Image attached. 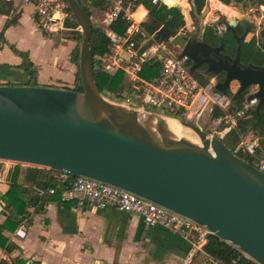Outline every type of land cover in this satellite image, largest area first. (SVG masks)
Returning a JSON list of instances; mask_svg holds the SVG:
<instances>
[{"label":"water","instance_id":"1","mask_svg":"<svg viewBox=\"0 0 264 264\" xmlns=\"http://www.w3.org/2000/svg\"><path fill=\"white\" fill-rule=\"evenodd\" d=\"M66 1L80 27L83 90L0 85V160L67 171L131 191L208 227L213 235L264 264V172L189 120L105 96L94 77L92 21L80 1ZM245 5L246 1L231 2L245 27L237 37L234 59L220 53L223 45L199 41L205 28L203 15L198 17L200 32L194 36L170 30L150 14L144 21L158 35L183 47L193 62L192 71L207 64L206 75L215 78L218 91L227 93L231 81L237 80L235 101L258 85L248 98L257 97L259 108L264 103V68L239 63L251 28L244 18ZM221 21L236 34V21L224 15L211 24ZM221 70L226 75L219 82L216 75ZM169 118L193 131L200 142L176 136ZM5 205L0 199V212Z\"/></svg>","mask_w":264,"mask_h":264},{"label":"built area","instance_id":"2","mask_svg":"<svg viewBox=\"0 0 264 264\" xmlns=\"http://www.w3.org/2000/svg\"><path fill=\"white\" fill-rule=\"evenodd\" d=\"M103 1L106 7L100 23L106 27L105 32L111 38V44L106 54L95 56L94 63L97 68L110 75L122 70L126 81L125 86L117 92L102 91L105 96L178 116L180 115L177 110H181L186 114V118L180 117L202 129H207L211 136L222 140L250 109L258 105L257 97L248 98L249 94L258 90V85L250 86L245 92L244 102L240 107H235L233 93L218 91L215 88V78L199 70L192 71L190 58L183 52L181 45L173 44L168 38L158 35L156 30L146 31L141 21L135 18L133 10L124 5L123 0ZM21 2L34 6L35 22L41 32L52 35L66 31L80 32V27L75 24L76 20L69 11L66 0H21ZM120 15L130 19L124 34H117L109 27ZM181 31L192 33L185 28L178 30ZM159 55L161 58H158ZM152 60L160 62L159 74L152 77L142 76L140 72L143 65ZM196 72L202 74L198 76ZM137 99L140 102H137ZM201 119H204L206 126L199 124ZM259 147V139L253 131L240 136L238 148L247 153L252 159L251 163L264 172V153L258 151ZM55 177L59 186L48 188V192L58 194L62 202H73L79 209L116 208L139 214L147 224L161 226L189 241L190 251L184 264H188L197 252L206 254L205 244L212 234L208 227L110 183L73 175L67 171H58ZM44 192L43 189H39L40 194ZM15 234L21 238L26 236L24 223L17 227ZM242 254L250 258L246 253L242 252ZM233 263H236V260ZM25 264H31V261L27 260Z\"/></svg>","mask_w":264,"mask_h":264},{"label":"crops","instance_id":"3","mask_svg":"<svg viewBox=\"0 0 264 264\" xmlns=\"http://www.w3.org/2000/svg\"><path fill=\"white\" fill-rule=\"evenodd\" d=\"M9 1L12 2L13 10L9 14H0V80H5L0 84H8L6 80H15L25 85V82L31 80L20 66L22 57L13 51L14 46L29 53L35 68L33 85L72 89L77 83L78 70V65L71 60L75 40L62 37L63 32L58 35L41 32L37 29L33 5L23 4L21 0ZM161 1L170 7L178 5V0ZM183 1L188 6L180 9H188L186 12L190 13V0ZM95 7L88 5L92 11ZM24 8L29 9L27 17L30 29L37 35V39L24 37L23 32L18 34L23 15L27 12ZM127 8L133 10L136 19L138 11L146 12L139 19L143 26L148 10L143 5L135 9L132 6ZM182 11L186 20V13ZM12 18H16V22L5 27ZM57 82L65 85L57 86ZM14 167L8 166L0 171V199L9 188ZM25 169L23 166L21 182ZM26 187L29 189L27 198L38 194L41 199L37 204H28L29 215L21 221L27 233L24 238L15 234L21 223L14 229L4 230V234L16 247L8 252L0 246V259L13 262L17 258H24L30 260L31 264H184L190 251L187 239L161 226L147 224L139 214L116 208L79 209L73 202H62L60 196L49 193L48 188H40L31 182H27ZM39 189L45 192L40 194ZM5 218V214L0 213V223ZM199 253L202 256L195 258ZM196 255L188 264H221L207 253L197 252Z\"/></svg>","mask_w":264,"mask_h":264},{"label":"trees","instance_id":"4","mask_svg":"<svg viewBox=\"0 0 264 264\" xmlns=\"http://www.w3.org/2000/svg\"><path fill=\"white\" fill-rule=\"evenodd\" d=\"M81 2V0H78ZM87 5L102 6L106 7L103 0H85ZM124 4L132 6L133 9L139 5H143L148 13L157 21L161 22L165 27L170 30L177 31L187 27L185 16L183 11L179 7L168 6L161 0H123ZM207 0H190L191 10L190 14L193 17H197L198 14L202 13L206 5ZM226 4H231L232 0H221ZM237 2L246 1L254 5L264 4V0H235ZM82 3V2H81ZM84 6V5H83ZM88 14V8L85 7ZM186 8V7H185ZM13 10L12 2L9 0H0V14H9ZM69 11L72 13L71 9ZM89 16V14H88ZM16 18H12L6 23L7 27L11 23H15ZM77 24L76 21H74ZM93 24V32L90 40L93 58L96 55H104L109 51L111 44V38L106 34L105 28ZM130 24V19L120 15L113 24L109 27L117 34H124L126 28ZM143 25L149 30L152 28L147 23L143 22ZM72 39L80 41L81 34L79 31L71 32ZM203 39L209 44L219 45L224 43L225 49L228 53H233L236 50V42L232 39L229 32L224 36L214 28L211 24L206 25L204 28ZM15 53L22 57V63L20 66L29 74L30 77L34 76V64L29 58V53L21 51L12 46ZM79 43L75 45L71 52V60L78 65L76 73L77 83L72 88L74 90H83L82 80L79 71ZM160 62L152 60L151 62L145 63L141 70V75L144 77H152L153 75L159 74ZM94 77L98 89L102 91L117 92L122 89L125 84V74L122 70H119L110 75L108 72L97 68L94 63ZM245 93H242L239 98L235 101V107H240L242 99ZM219 112H217L218 114ZM248 131H253L256 137L259 139L260 147L259 152L264 151V103L259 108L257 106L248 111V114L243 117L239 123L233 128L223 139L225 144L235 152L242 159L252 162L251 157L238 148V142L240 136ZM248 155V156H247ZM3 162L0 160V171L2 170ZM23 166L26 167L22 182L20 181V175ZM24 170V169H23ZM58 170H54L47 167L29 165L23 163L15 164L9 188L3 195L2 199L6 202V205L2 211L5 214V220L0 223V246L5 248L6 251L10 252L16 246L13 242H10L7 236L4 234V230L8 228H15L19 225L23 218L28 217L29 209L28 204H37L41 199L38 194H33L30 198L26 197V193L29 189L26 187L27 182H31L33 185L40 188H49L52 186H59L55 174ZM206 253L214 260L219 261L221 264H258L254 260L245 257L240 250L233 245L229 244L218 238L217 236L210 234L207 243L205 244ZM236 260V263H233ZM26 259L17 258L13 262L5 259H0V264H25Z\"/></svg>","mask_w":264,"mask_h":264},{"label":"rangeland","instance_id":"5","mask_svg":"<svg viewBox=\"0 0 264 264\" xmlns=\"http://www.w3.org/2000/svg\"><path fill=\"white\" fill-rule=\"evenodd\" d=\"M182 1L183 0H178V5ZM81 2H82V4L85 7L88 8V5H87L85 0H81ZM180 7L185 8L186 6L185 5H181ZM94 9L95 10L92 11V10H90V8H88L89 18L91 19L92 22H94L95 25L102 26L103 28H106L104 25H102L100 23V18L103 17L105 7L96 6ZM182 10H184L185 13H186V24H187L186 29L191 30V32H195V30L198 28V24H199V18L198 17H199V15H203V17H204L203 23H204L205 26L211 24L212 20H215V19L219 18L220 15H224L225 18H227L229 20H237L239 17L242 16L241 12H239L238 10L233 8L231 5L225 4L223 2L222 3L218 2L217 0L216 1L215 0H213V1L212 0H207L206 1V5H205L204 9L202 10V13L198 14L197 17H193L192 15H190V13H187L186 11L188 9H182ZM24 11H27V12H26V14L23 15V19L24 20L22 19L23 20L22 21V26L18 29V34L20 35V33L23 32V36L24 37L28 36L29 39H33V38L37 39L38 38L37 35H35V33L33 31H31V29H30L31 24L29 23V20H28V17H27L29 9L27 10L26 8H24ZM143 12L144 11H141V13H143ZM245 17L250 22H254V23L259 25L260 21H262V19L264 18V7H261V5H254V4H251V3H247L246 4V8H245ZM143 27L147 31H154L155 30V28H153V27L150 30L148 28H146L144 25H143ZM218 29L219 30H223L224 29V25H219ZM71 32L72 31L63 32V34L61 36L62 37H70L71 34H72ZM75 42H76V44L79 43V46H80L81 40L80 41L75 40ZM196 74L199 76L202 73L201 72H196ZM30 78H31V80L25 82V85H26V83H29L31 85H33L35 83V79L32 78V77H30ZM1 81H5V80H2V79L0 80V83H3ZM6 81H7L6 83H8V84H4V85H20V84H22V82L15 81V80H13V81L12 80H6ZM0 85H3V84H0ZM55 85L63 86L65 84H61V83L57 82ZM237 87H238V83L233 81L231 83V86L229 88L228 93L232 94L233 91H235L237 89ZM105 92H108V91H105ZM103 93H104V91H103ZM137 100H138L137 102H140L139 99H137ZM243 102H244V97L242 99V103ZM177 113L180 116L186 118V114L183 111H181V110L178 111L177 110ZM199 124L202 125V126H206L205 122H204V119H201L199 121ZM205 130H207V129H205ZM263 153H264V151H263ZM2 162H3L2 163L3 164L2 169L6 168L8 166H15V164H17L16 162H12V161H2ZM0 213H2V211ZM201 256H202V254L199 253V254L196 255L195 258H198V257H201ZM196 260H199V259H196ZM204 264H206V263H204ZM213 264H218V263H213Z\"/></svg>","mask_w":264,"mask_h":264},{"label":"flooded vegetation","instance_id":"6","mask_svg":"<svg viewBox=\"0 0 264 264\" xmlns=\"http://www.w3.org/2000/svg\"><path fill=\"white\" fill-rule=\"evenodd\" d=\"M246 8V5L244 7V9ZM244 18L245 17V13H244ZM219 18L215 19L216 21H218ZM242 19V16L239 17L236 21V24L234 25L235 28V32L236 34L233 33V31L231 29L228 28V25L221 21L220 23L216 22L211 24L212 26H214V28H216L221 35H225L227 32L230 33L232 39L236 42V50L233 53H228L225 49V45L224 43H221L219 45H213V44H209L208 42H206L203 39V33L204 30L202 31V35L199 38V41L205 42L208 45L212 46V47H218L223 45L220 53L226 57H229L231 59H234L237 53V37L241 36L244 31H245V27H243L240 24V21ZM250 22V21H249ZM251 24L248 25L250 26V30L248 31V33L246 34L243 43H242V47H241V57H240V65L248 67V66H253V67H262L264 68V18L262 19V21H260L259 25L254 23V22H250ZM219 25H224V29L223 30H219L218 26ZM253 25V26H252ZM200 32V27L198 24V28L195 30V32L188 34L189 36H194L199 34ZM187 34V33H186ZM191 64L193 63L192 60L190 59ZM207 69H208V65L207 64H201L199 71L205 73H207ZM225 75L226 72L224 70H221L218 72V74L216 75L217 81H223L225 79ZM211 77V75H208ZM235 81L238 83V87L235 91H233V93H235L238 88H239V82L237 80H232L231 83ZM230 83V86H231Z\"/></svg>","mask_w":264,"mask_h":264},{"label":"bare ground","instance_id":"7","mask_svg":"<svg viewBox=\"0 0 264 264\" xmlns=\"http://www.w3.org/2000/svg\"><path fill=\"white\" fill-rule=\"evenodd\" d=\"M170 2H174V0H171ZM169 5H171V4H169ZM179 5L180 6L181 5H185L186 7L188 6V4H184V1L182 3H179ZM145 14H146V12H143L141 14V12L138 11L136 13V17L139 20V19H142ZM167 123L169 125V128L174 132V134L176 136L184 137V138L193 140V141L198 142V143L200 142L198 136L193 131H191L190 129H188V128L184 127L183 125H181L176 119L169 118V119H167Z\"/></svg>","mask_w":264,"mask_h":264},{"label":"clouds","instance_id":"8","mask_svg":"<svg viewBox=\"0 0 264 264\" xmlns=\"http://www.w3.org/2000/svg\"><path fill=\"white\" fill-rule=\"evenodd\" d=\"M142 14V13H141Z\"/></svg>","mask_w":264,"mask_h":264}]
</instances>
